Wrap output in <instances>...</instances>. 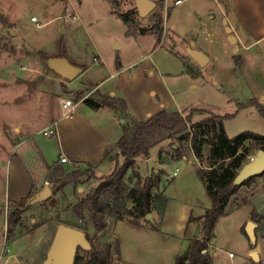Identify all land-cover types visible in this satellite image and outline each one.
Returning <instances> with one entry per match:
<instances>
[{
	"label": "rangeland",
	"instance_id": "1",
	"mask_svg": "<svg viewBox=\"0 0 264 264\" xmlns=\"http://www.w3.org/2000/svg\"><path fill=\"white\" fill-rule=\"evenodd\" d=\"M182 1L168 7L164 0L146 16L130 14L137 26H149L153 23L152 12L160 11L165 29L161 37L139 31L127 34L128 25L114 7L122 12L135 10L136 0H0V81L22 79L31 89L43 90V103L36 113L31 102L15 101L11 93L0 91V264H51L54 225L81 228L99 246L110 243L114 264H176L178 255L185 253L189 242L200 234V217L211 204L197 173L200 161L190 150L181 158H172L171 141L165 140L151 149L154 167L164 170L160 175L161 196L154 201L151 219L129 213L118 221L110 218L108 227L98 231L89 209L84 210V222L67 218L63 212L66 205L75 202L79 195H86L100 182L92 178L81 184L79 190L70 183L56 194L53 191L48 199L30 202L23 219L27 224L41 223L39 229L18 240H6L8 212L13 202L9 199L13 155L25 150L31 154L38 144L44 148L51 137L40 132L16 147L27 135V126L20 120L40 116V120L32 121L31 132H37L49 118L52 107L63 112L62 98L82 100L78 111L83 110L85 116L115 141L131 118L145 120L163 108L186 113L192 108H204L221 115L233 114L224 119L230 137L249 130L264 135V116L250 103L253 94L241 70L235 67L236 46L229 39L226 17L219 9L223 0H209L205 9L198 7L195 0ZM33 16L38 21L32 20ZM202 25L207 27V38L213 44V51L209 52L217 56L216 61L205 66L188 51ZM39 50L51 57L66 52L69 60L84 66V70L74 79H67L42 60L36 53ZM86 97L91 102L115 97L118 107L94 108L84 100ZM121 99L126 102L125 109ZM207 116V112H198L193 119L198 121ZM18 123L22 125L21 131L14 129ZM31 156V168L39 178L46 170L45 160L41 154ZM149 158L137 157L143 177L149 172ZM123 161L122 156L117 162ZM109 163L106 161L105 169L100 168L98 173L109 175V171L104 172ZM177 167L179 172L174 175ZM253 176L250 183L240 186L231 196L226 213L217 221L216 237L209 246L212 244L219 252L221 264H264V174ZM126 179L131 188L136 182L132 170ZM49 185L54 190L53 184ZM128 203L132 208L134 199L130 198ZM253 210L262 216L256 229V246L251 250H258L259 260L251 254L245 255L243 243L238 240L240 232L249 239L240 225L247 214L251 220ZM246 245L252 247L251 242ZM81 254L85 257L84 264H90L85 250Z\"/></svg>",
	"mask_w": 264,
	"mask_h": 264
},
{
	"label": "trees",
	"instance_id": "2",
	"mask_svg": "<svg viewBox=\"0 0 264 264\" xmlns=\"http://www.w3.org/2000/svg\"><path fill=\"white\" fill-rule=\"evenodd\" d=\"M154 1L156 3L155 7H157L164 0ZM114 8L118 16L128 25V35L139 31L141 34L155 33L161 37L163 36L165 29L160 11L155 10L152 12L153 23L151 25L137 26L135 19L130 17V14L139 13L138 9L122 12L118 11L116 7ZM134 27H136V30H134ZM36 53L40 55L43 61H48L51 57L48 53L40 50ZM59 56L68 57L66 52L61 53ZM234 58L236 69H240L243 61L241 55L235 53ZM79 66L84 70V66ZM84 100L92 103L94 108L103 105L118 107L115 97L104 98L99 102H91L89 97L84 98ZM250 103L256 105L264 116L263 104L255 97L250 100ZM121 105L123 109L126 108L124 99H121ZM198 112H207L208 116L194 121V115ZM232 115H221L204 108H192L187 113L178 109L168 110L163 108L151 114L145 120L131 118L123 134L115 143L120 155L124 158L123 163L117 162L114 170L109 175L99 178L100 182L96 187L86 195H79L75 202L66 205L63 210L65 216L84 222L86 220L84 210L89 209L92 213L93 224L98 231L108 227L110 218L118 221L129 213H135L137 218L147 216L153 210L154 201L161 196L159 192L160 175L164 173V170L158 168L157 171L148 172L143 177L138 170L137 157L141 155L151 157L152 147L162 141L170 140L172 158H181L188 150L194 152L200 161L197 168L198 176L205 184L211 199L210 206L206 208L200 217L202 219V231L191 241L185 253L178 255L176 264H213V256L208 248L209 243L216 235V223L226 213V206L231 196L238 191L240 186L250 183L254 176H250L242 182H236L235 179L240 169L249 162V156L256 154L258 149H264V135L262 134L250 130L234 137L227 134L224 119ZM110 149L111 147L108 148V151ZM130 170L133 171L136 178V182L131 188L128 187L126 179ZM262 174L264 172L260 175ZM94 177L96 178L92 167L84 170L75 169L69 172L63 167H58L50 173L54 194L70 183H73L76 189L79 190L81 184L89 182ZM34 194L35 192H31L19 201L13 200L12 208L8 212L7 242L15 240L41 225V223L34 221L27 224L23 219L24 212L30 207L27 202ZM130 198L134 199L132 208L129 207L128 203ZM251 220L257 224V229L262 216L253 210ZM135 222L138 223V220ZM52 227L54 237L59 225ZM242 229L247 234L246 225ZM86 235L91 243V249L85 250L79 247L74 264L85 263V257L81 254V250H85V253L89 256L90 264H114L109 251L110 243L99 246L93 242L88 232H86ZM251 245L252 247L256 246L253 242H251ZM258 264L263 263L258 262Z\"/></svg>",
	"mask_w": 264,
	"mask_h": 264
},
{
	"label": "crops",
	"instance_id": "3",
	"mask_svg": "<svg viewBox=\"0 0 264 264\" xmlns=\"http://www.w3.org/2000/svg\"><path fill=\"white\" fill-rule=\"evenodd\" d=\"M176 1L165 0L168 7H173L183 2L182 0L180 2ZM195 2L198 7L205 9L209 0H195ZM219 9L221 15L226 17L228 24L232 27V32L237 37V44L239 45L240 55L243 60L240 67L241 74L248 84L253 97L264 105V0H223ZM207 34L209 35L207 27L202 25L199 34L191 45L204 51L209 56V63L216 61L217 56L209 52L213 51V44L209 42ZM6 79L3 78L0 81V84L3 86L0 87L2 93L4 91L11 93L13 96L11 99L15 101L16 99H23L25 104L31 102L34 108H36L34 113L40 111L41 103H43V90L40 87L31 89L27 86L26 82H22L24 81L22 79H19L17 82L9 80L7 83ZM67 98H62L61 102ZM81 102L82 100H78L76 112L70 117L64 116L60 109L55 110L52 107L49 118L37 132H31L32 121L40 120V116H34L31 120H20L24 126H27L25 129L27 135L20 143L16 144V147L34 138L44 127L54 122H57L58 134L48 137V145L44 148L38 144L37 147L31 149V154L25 150L21 153L16 152L13 155V175L10 181L9 199L19 201L27 197L31 192L36 193L42 190L47 183H52L50 173L58 167H63L67 172L92 167L97 180L104 177V174L101 175L98 171L100 168L105 169L103 165L106 161L110 163L106 166L104 172L107 173L106 171H109L111 173L114 170L117 161L122 157L116 145L112 148L115 140L108 132L98 126L96 122L85 116L83 110L78 111ZM21 123L14 125L16 131H21ZM110 147L111 150L108 151ZM38 154L43 156L46 164V170L39 178L31 168L33 166L31 155H35L34 157H36ZM61 155L66 156L68 161L65 163L61 162ZM248 218L249 215L247 214L246 220L240 225L241 230L249 221ZM38 229L36 228L35 230ZM238 238L243 243L245 255L251 254L253 247L246 245L248 242L250 244V239H246L243 232L238 233ZM211 245L209 246V252L213 256V264H221L219 252ZM230 255H232V252H230Z\"/></svg>",
	"mask_w": 264,
	"mask_h": 264
},
{
	"label": "water",
	"instance_id": "4",
	"mask_svg": "<svg viewBox=\"0 0 264 264\" xmlns=\"http://www.w3.org/2000/svg\"><path fill=\"white\" fill-rule=\"evenodd\" d=\"M137 9L142 16L148 15L156 6L154 0H136ZM224 23L227 25V31L230 34V41L235 44L234 52L239 51V45L237 44V37L232 32V27L228 24L227 19ZM12 34H16L13 28H10ZM190 55L201 65L205 66L209 61V56L202 50L192 47H188ZM50 66L61 76L67 79H74L82 71V67L77 64L72 63L68 57L65 56H54L48 59ZM149 173L153 170L157 171L158 168L154 167V159L150 157L148 159ZM264 172V149H258L254 160L246 163L239 171L235 181L242 182L246 178L261 174ZM53 190L49 183H47L44 188L36 192L27 203L48 198L52 195ZM152 213L147 215V218H152ZM257 224L253 220H249L246 224V231L251 242H257L256 235ZM79 247L85 250L91 249V243L87 238L86 232L78 227L72 225H62L58 227L51 244V264H74L76 253ZM251 256L255 260L260 259L258 250H253Z\"/></svg>",
	"mask_w": 264,
	"mask_h": 264
},
{
	"label": "built area",
	"instance_id": "5",
	"mask_svg": "<svg viewBox=\"0 0 264 264\" xmlns=\"http://www.w3.org/2000/svg\"><path fill=\"white\" fill-rule=\"evenodd\" d=\"M176 2H180V0H177ZM73 17L76 18V15H74ZM32 20L38 21V18L36 16H33ZM77 105H78V102H74L70 98L64 99L62 101L63 115L66 116V117L72 116L76 112ZM40 132L43 133L46 136H52V135L58 134L57 122H54V123H52L51 125H49L47 127H44ZM255 155L256 154H253V155L249 156V161L254 160ZM60 161L65 163V162L68 161V158L66 156H64V155H61ZM178 172H179V168L177 167L174 170L173 174L177 175Z\"/></svg>",
	"mask_w": 264,
	"mask_h": 264
}]
</instances>
